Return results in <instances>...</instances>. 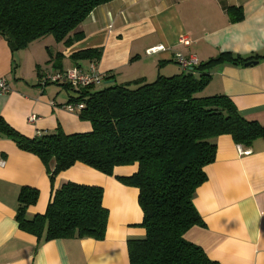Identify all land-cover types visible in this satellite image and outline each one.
I'll list each match as a JSON object with an SVG mask.
<instances>
[{
  "label": "crops",
  "instance_id": "0c3cea01",
  "mask_svg": "<svg viewBox=\"0 0 264 264\" xmlns=\"http://www.w3.org/2000/svg\"><path fill=\"white\" fill-rule=\"evenodd\" d=\"M230 6L240 7L241 20L230 21ZM80 30L83 38L69 46L48 36L50 41H33L15 52L0 35V78L8 86L7 92L0 93V115L20 134L33 138L91 130L78 112L65 109L78 94L62 84L41 85L43 69L86 71L94 61L73 60L71 55L101 49L94 63L102 76L112 74L117 83L151 82L158 75L182 72L176 53L193 55L198 63L223 52L261 53L264 0H113L96 7ZM182 38L189 44L181 43ZM153 47L162 48L147 53ZM207 73L210 79L198 96L226 95L243 118L264 127V59L249 66L223 62ZM31 115L36 119L29 122ZM215 143V159L204 168L207 179L193 196L202 225L191 227L184 238L218 264H264V136L250 148L236 144L230 135L218 136ZM238 148L248 153L240 154ZM136 170L137 164L117 166L106 175L77 162L58 173L51 184L37 156L0 135V264H129L128 240L145 236L143 214L138 189L117 177ZM65 182L102 188V205L108 211L102 240L37 239L19 229L20 188L39 192L37 202L25 211L30 218L45 212L53 191Z\"/></svg>",
  "mask_w": 264,
  "mask_h": 264
},
{
  "label": "trees",
  "instance_id": "16d2710c",
  "mask_svg": "<svg viewBox=\"0 0 264 264\" xmlns=\"http://www.w3.org/2000/svg\"><path fill=\"white\" fill-rule=\"evenodd\" d=\"M113 0H0V35L12 52L33 41L52 36L69 46L83 38L81 23L98 6ZM231 22L242 19L240 7H228ZM101 49H85L71 59L96 62ZM264 59V51L248 56L220 53L204 63L153 81L137 79L117 83L112 74L98 85L71 88L78 95V111L91 124L83 133H43L28 138L0 115V135L34 154L55 176L77 162L112 175L117 166L137 164L130 176L117 177L138 189L142 211V239L127 243L129 264H218L201 247L184 238L187 230L202 225L193 205L197 187L207 176L205 166L216 154L215 139L230 135L236 144L250 148L264 136V127L241 116L226 95L198 96L207 85V71L223 62L245 65ZM39 197L35 188L18 192L17 222L20 230L45 240L92 238L102 240L108 211L103 190L74 182L53 191L43 214L26 217V209Z\"/></svg>",
  "mask_w": 264,
  "mask_h": 264
},
{
  "label": "built area",
  "instance_id": "2783aa9c",
  "mask_svg": "<svg viewBox=\"0 0 264 264\" xmlns=\"http://www.w3.org/2000/svg\"><path fill=\"white\" fill-rule=\"evenodd\" d=\"M180 42L188 45L189 40L187 38L180 39ZM162 47H153L147 50V53H152ZM175 61L179 67L186 70L190 67L198 65V60L195 56L191 55L188 57L183 56L180 53L175 54ZM103 76L98 71L96 63L90 62L86 71L78 67H71L64 70H45L41 73L40 84L46 85L52 84H62L67 85L72 88H81L89 85H98L102 82ZM8 91V86L3 78H0V93H5ZM82 103L73 102L65 105V109L69 112H78L83 108ZM36 119L35 115H31L28 120L32 122ZM240 154H247L248 151L238 148Z\"/></svg>",
  "mask_w": 264,
  "mask_h": 264
},
{
  "label": "rangeland",
  "instance_id": "374dc122",
  "mask_svg": "<svg viewBox=\"0 0 264 264\" xmlns=\"http://www.w3.org/2000/svg\"><path fill=\"white\" fill-rule=\"evenodd\" d=\"M45 37H46V38H45ZM45 37H43V38H41V39H45L46 41H50V38H49L50 36H49V37H48V36H45ZM47 37H48V38H47ZM41 39H39V40H41ZM36 41H37V40H36ZM40 43H41V42H40ZM42 64H43V66H47V65H48V64L46 65L45 63H42ZM68 68H69V67H68ZM49 69H51L50 66H49ZM43 70H47V69H43ZM98 85H99V84H98ZM98 85H97V87H99Z\"/></svg>",
  "mask_w": 264,
  "mask_h": 264
},
{
  "label": "water",
  "instance_id": "95a60500",
  "mask_svg": "<svg viewBox=\"0 0 264 264\" xmlns=\"http://www.w3.org/2000/svg\"><path fill=\"white\" fill-rule=\"evenodd\" d=\"M257 61H255V60H250V61H247L246 63H245V65L246 66H249V65H251V64H255Z\"/></svg>",
  "mask_w": 264,
  "mask_h": 264
}]
</instances>
